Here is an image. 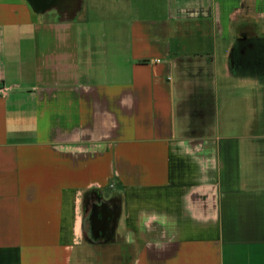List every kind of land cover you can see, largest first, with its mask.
Masks as SVG:
<instances>
[{"label": "crops", "instance_id": "1", "mask_svg": "<svg viewBox=\"0 0 264 264\" xmlns=\"http://www.w3.org/2000/svg\"><path fill=\"white\" fill-rule=\"evenodd\" d=\"M42 5L0 0V264H264V133L217 136L211 88L226 35L264 79L233 27L264 0Z\"/></svg>", "mask_w": 264, "mask_h": 264}, {"label": "rangeland", "instance_id": "2", "mask_svg": "<svg viewBox=\"0 0 264 264\" xmlns=\"http://www.w3.org/2000/svg\"><path fill=\"white\" fill-rule=\"evenodd\" d=\"M246 1L253 5L257 2V0ZM249 7L248 10H240L235 14L233 27L235 35L238 34L236 29L239 28V34L244 31L242 34L247 33L251 41L249 43L251 47L246 48L244 54L245 70L248 73H262L264 72V14L255 6ZM231 41L235 42L228 35L222 39L221 43L224 47L219 52L216 70L213 72L214 79L212 78L211 88L213 93L215 92L217 111L216 135L236 136L243 141L241 137L248 135L250 130L256 134L264 133V79L259 80L252 76L245 78L227 76L225 55ZM239 44L234 51L236 57H241L242 46ZM244 45L246 46L247 42Z\"/></svg>", "mask_w": 264, "mask_h": 264}, {"label": "flooded vegetation", "instance_id": "3", "mask_svg": "<svg viewBox=\"0 0 264 264\" xmlns=\"http://www.w3.org/2000/svg\"><path fill=\"white\" fill-rule=\"evenodd\" d=\"M243 32L244 31H241V33L239 34V36L237 38V43H240L239 45L242 46V49H241L240 52H241V54L244 55L246 48H250L251 47V44H249L251 41L248 38V34L247 33L246 34H242ZM246 42H247V45L245 46L244 43H246ZM244 64L246 65L245 57H244ZM85 209H86L85 220H84L85 233H86V235L89 238H91L94 235L98 234L97 232L95 233L94 228L97 227V226H102L101 222L94 223V221L92 219L93 218V211L97 210L99 212V215L101 216V214H102V206H98V205H95V204L93 205V204H91V202H89L87 204V206H85Z\"/></svg>", "mask_w": 264, "mask_h": 264}, {"label": "water", "instance_id": "4", "mask_svg": "<svg viewBox=\"0 0 264 264\" xmlns=\"http://www.w3.org/2000/svg\"><path fill=\"white\" fill-rule=\"evenodd\" d=\"M47 2H48V0H43V5L41 6V8L44 7ZM107 225H108V220L104 219V226L106 227Z\"/></svg>", "mask_w": 264, "mask_h": 264}]
</instances>
